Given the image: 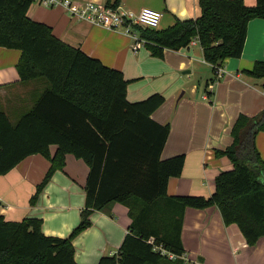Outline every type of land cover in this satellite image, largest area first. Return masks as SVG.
Here are the masks:
<instances>
[{
    "label": "trees",
    "instance_id": "1",
    "mask_svg": "<svg viewBox=\"0 0 264 264\" xmlns=\"http://www.w3.org/2000/svg\"><path fill=\"white\" fill-rule=\"evenodd\" d=\"M120 2L106 6L116 9ZM34 3L0 0V46L21 52V82L47 83L16 124L0 110V176L30 156L46 157L51 166L31 199L34 206L54 173L64 168L66 155H74L90 170L86 205L79 226L64 239L45 236L40 220L10 222L0 215V264H78L74 240L91 227L94 211L112 203L127 206L132 223L117 253L98 264H187L155 247L176 256L185 253L181 235L188 208L216 206L224 224L238 226L250 245L264 237V161L256 146L258 134L264 133V109L254 117L240 115L232 128L233 143L216 151L233 169L216 178L211 197H170L168 182L181 176L186 158L161 160L171 125L154 123L151 116L165 98L153 94L131 103L130 81L123 73L65 44L49 26L32 20ZM199 7L198 18L178 21L166 30L136 29L155 58H164L166 50L189 48L197 40L216 73L227 59L241 58L249 23L264 20V0L254 6L243 0H199ZM245 74L263 80L264 89L263 61Z\"/></svg>",
    "mask_w": 264,
    "mask_h": 264
},
{
    "label": "crops",
    "instance_id": "2",
    "mask_svg": "<svg viewBox=\"0 0 264 264\" xmlns=\"http://www.w3.org/2000/svg\"><path fill=\"white\" fill-rule=\"evenodd\" d=\"M71 1L106 6L116 0ZM243 1L247 6L256 4V0ZM119 8L135 14L142 9L160 12L162 19L156 30L200 16L199 0H121ZM29 17L49 26L65 44L122 72L130 81L131 103L162 95L165 103L151 116L154 123L171 125L161 160L179 155L186 158L181 176L168 182V196L209 198L214 194L216 178L233 169V163L227 157H217L216 151L231 146L232 128L240 115L254 117L264 109L263 80L245 74L256 62H264L263 19L249 23L241 58L227 59L224 74L217 81L199 43L180 51L166 50L161 59L153 57L145 45L133 51L132 39L123 32L78 20L61 7L34 3ZM20 58L19 50L0 46V110L13 124L47 89V83L41 80L21 82L17 70ZM184 89L185 95L176 105ZM256 146L264 161V133L258 134ZM56 150L51 147L52 155ZM50 166L46 157L37 154L0 176V215L10 222L40 220L45 236L64 239L81 222L90 170L82 160L66 155L64 168L54 173L33 206L31 199ZM90 220L91 227L74 240L78 264H98L102 257L116 254L132 223L128 207L120 203L94 211ZM181 239L187 264H264V237L255 245L248 244L238 226L224 224L216 206L186 209Z\"/></svg>",
    "mask_w": 264,
    "mask_h": 264
},
{
    "label": "built area",
    "instance_id": "3",
    "mask_svg": "<svg viewBox=\"0 0 264 264\" xmlns=\"http://www.w3.org/2000/svg\"><path fill=\"white\" fill-rule=\"evenodd\" d=\"M35 4L42 5L46 8L61 7L78 20L87 21L107 30L121 31L132 39V49L135 52L140 50L146 43V41L141 38L136 28L157 29L162 19V14L160 12L151 9H142L138 14H135L130 11L122 10L119 7L113 9L91 1L83 5H76L71 0H35ZM197 43V40H193L190 45H195ZM223 74L224 69L221 67L216 72V80L219 81ZM212 89L213 84L210 86L211 91ZM155 250L160 251L162 255L168 256L171 260L179 258L186 261L185 253L182 256H176L160 246L155 247Z\"/></svg>",
    "mask_w": 264,
    "mask_h": 264
},
{
    "label": "water",
    "instance_id": "4",
    "mask_svg": "<svg viewBox=\"0 0 264 264\" xmlns=\"http://www.w3.org/2000/svg\"><path fill=\"white\" fill-rule=\"evenodd\" d=\"M184 95H185V92L182 91V92L180 93V95H179L177 101H176V105L180 102V100L183 98Z\"/></svg>",
    "mask_w": 264,
    "mask_h": 264
},
{
    "label": "rangeland",
    "instance_id": "5",
    "mask_svg": "<svg viewBox=\"0 0 264 264\" xmlns=\"http://www.w3.org/2000/svg\"><path fill=\"white\" fill-rule=\"evenodd\" d=\"M183 91H186L185 89L183 90ZM187 91H188V93H189V89H187ZM179 94V93H178ZM189 97V96H188ZM173 107H175V103H174V106Z\"/></svg>",
    "mask_w": 264,
    "mask_h": 264
}]
</instances>
